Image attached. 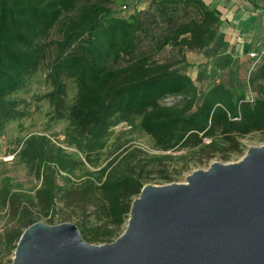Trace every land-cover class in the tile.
<instances>
[{
    "label": "trees",
    "instance_id": "16d2710c",
    "mask_svg": "<svg viewBox=\"0 0 264 264\" xmlns=\"http://www.w3.org/2000/svg\"><path fill=\"white\" fill-rule=\"evenodd\" d=\"M138 2L0 0V137L27 114L13 94L46 61L44 79L51 90L44 98L55 111L53 118L66 120L63 142L74 149L65 151L45 134L22 138L15 155L40 183L30 193L16 189L8 177L1 180L0 214L11 222L0 232L5 256L14 252L36 216L56 212L58 196L85 214L77 226L86 241L114 240L113 230L126 223L132 200L150 178L148 163L171 157L152 158L139 147L108 140L111 128L121 122L133 127L138 119L154 148H191L203 163L226 149L218 135L237 151L240 137L264 131V61L247 78L248 87L258 88L252 101L242 80L225 83L214 77L200 91L179 65L184 51L215 41L217 10L203 0H150L144 10ZM53 31L55 40L50 39ZM68 80L75 93L65 104ZM169 96L179 100L167 104ZM71 176L82 180L73 185ZM175 177L165 172L162 180ZM88 211L103 214L104 225H86Z\"/></svg>",
    "mask_w": 264,
    "mask_h": 264
},
{
    "label": "water",
    "instance_id": "95a60500",
    "mask_svg": "<svg viewBox=\"0 0 264 264\" xmlns=\"http://www.w3.org/2000/svg\"><path fill=\"white\" fill-rule=\"evenodd\" d=\"M11 264H264V144L185 182L144 184L112 242L89 243L72 222L36 221Z\"/></svg>",
    "mask_w": 264,
    "mask_h": 264
},
{
    "label": "rangeland",
    "instance_id": "374dc122",
    "mask_svg": "<svg viewBox=\"0 0 264 264\" xmlns=\"http://www.w3.org/2000/svg\"><path fill=\"white\" fill-rule=\"evenodd\" d=\"M141 5L140 10H144L145 7ZM147 8V7H146ZM120 14V13H119ZM58 38V33L53 31L50 39L55 40ZM170 47L166 48V52H169ZM160 55V54H159ZM158 55V56H159ZM157 56V57H158ZM44 65L40 67L33 75H31L26 83V86L13 94V97L23 101L22 107L26 109L27 114L19 121L10 123L5 129L4 134L0 137V183L2 178L8 177L11 184L16 189L24 190L30 193H34L39 186V180L35 177V174L28 170L27 167L20 161L19 155H15L14 151L19 150L22 138L28 137L32 133L45 134L52 142L56 145L61 146L67 152L74 151L73 148L67 147L63 142V128L66 126V120H56L53 118L55 111L48 101L44 98V95L51 90V86L46 83L44 79ZM251 65V62H250ZM223 69L217 70L216 77L219 80H223L228 83L230 78L234 81L238 77L239 80H246L247 70L242 69L239 76H230V72ZM246 75V76H245ZM252 95L258 92V88L251 86L249 91ZM75 93V85L71 81H67V97L65 99V104L70 102ZM179 100L178 97L169 96L164 99L167 104L173 103ZM138 119L134 121L135 125L130 126L127 122H121L111 128V134L109 139L112 142H118V144H125V146H136L141 148L146 152L148 156L152 158L161 157L163 155L171 156L168 158H159L158 160H153L148 163L150 166L151 174L150 178L146 183L154 185H162L170 182H164L162 180L165 172L168 174L176 176L173 181L182 183L185 182L186 176L189 175L192 170L206 169L213 161H221L224 163L235 162L242 158L249 147H258L264 144V131L252 132L243 137L239 138L240 145L237 151H233L227 143V141L220 138L218 135V141L222 144V151L217 152V154L212 155L207 162H200L198 155L192 153L191 148H178L173 151H161L154 148L153 142L150 140L149 136L143 133L137 126ZM208 143L209 139H205ZM111 143V142H110ZM109 144V143H108ZM107 149V148H106ZM104 151H107V150ZM227 150V151H226ZM229 152V153H228ZM187 153L186 156H183ZM224 155V156H223ZM225 157L227 159H225ZM102 158V156L100 157ZM105 163V160L101 162V165ZM99 167V166H98ZM97 169V168H96ZM165 171L164 174L161 171ZM179 172V173H178ZM63 176H66L62 173ZM73 185L79 184L82 178H77L75 176L70 177ZM56 212L51 216H36L37 221L50 224V222L60 223V222H72L75 225L84 217V213L76 205L71 204L69 200L62 199L58 196L57 203L55 206ZM63 212H68L70 216L63 215ZM86 225H91L93 227L104 225L105 217L103 214H97L87 212ZM63 220V221H62ZM7 225H11L10 220L2 214H0V232H2ZM109 228H113L109 226ZM126 228V223H124L119 229H114L112 240L119 237ZM100 231H103L101 228ZM113 240V241H114ZM112 242V241H110ZM93 244L109 243L107 239L102 242H91ZM13 253L5 256L3 252H0V264L6 263L11 264L9 258H12Z\"/></svg>",
    "mask_w": 264,
    "mask_h": 264
},
{
    "label": "crops",
    "instance_id": "0c3cea01",
    "mask_svg": "<svg viewBox=\"0 0 264 264\" xmlns=\"http://www.w3.org/2000/svg\"><path fill=\"white\" fill-rule=\"evenodd\" d=\"M203 1L207 7L214 8L218 12L220 18L218 34L210 47L184 51V61L179 64L184 66V72L200 91L207 90L211 78L216 77L218 69L227 70L230 76H239V78L242 77L239 72L244 69L247 70L248 78L251 52H262L256 67L264 61V26L261 20L264 14V0ZM149 3L150 0H139L138 9L141 5L148 7ZM214 45L216 49L212 48ZM247 78L242 82L246 84L244 89L247 95L249 94V98L252 94L248 92L250 87ZM238 80V77L234 79L235 82Z\"/></svg>",
    "mask_w": 264,
    "mask_h": 264
},
{
    "label": "built area",
    "instance_id": "2783aa9c",
    "mask_svg": "<svg viewBox=\"0 0 264 264\" xmlns=\"http://www.w3.org/2000/svg\"><path fill=\"white\" fill-rule=\"evenodd\" d=\"M132 1V0H130ZM128 7V5H123L122 6V10H126ZM262 24L264 26V14L262 15ZM261 56H262V52H251L250 53V62H251V65H250V71L259 63L260 59H261ZM252 95H250V97L248 98L249 101H252ZM234 119H238V118H234Z\"/></svg>",
    "mask_w": 264,
    "mask_h": 264
}]
</instances>
